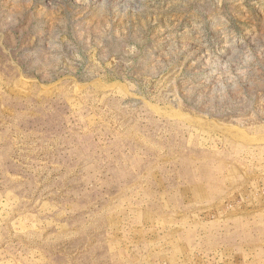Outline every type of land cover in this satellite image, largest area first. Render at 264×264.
Instances as JSON below:
<instances>
[{
  "label": "rangeland",
  "instance_id": "rangeland-1",
  "mask_svg": "<svg viewBox=\"0 0 264 264\" xmlns=\"http://www.w3.org/2000/svg\"><path fill=\"white\" fill-rule=\"evenodd\" d=\"M0 264H264V0H0Z\"/></svg>",
  "mask_w": 264,
  "mask_h": 264
},
{
  "label": "bare ground",
  "instance_id": "bare-ground-1",
  "mask_svg": "<svg viewBox=\"0 0 264 264\" xmlns=\"http://www.w3.org/2000/svg\"><path fill=\"white\" fill-rule=\"evenodd\" d=\"M213 126H214L216 129H218V130H220L221 132H223V133L230 134V135H233V136H237V135H238V133H237V131H236L235 129H233V128H231L230 126H227V125H225V124H220V123H217V122L214 121ZM215 128H214V129H215Z\"/></svg>",
  "mask_w": 264,
  "mask_h": 264
}]
</instances>
